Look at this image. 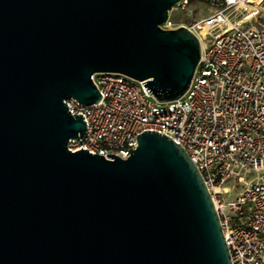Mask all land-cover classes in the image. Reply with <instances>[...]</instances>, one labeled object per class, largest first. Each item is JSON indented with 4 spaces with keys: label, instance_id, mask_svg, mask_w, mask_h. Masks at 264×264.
Here are the masks:
<instances>
[{
    "label": "water",
    "instance_id": "95a60500",
    "mask_svg": "<svg viewBox=\"0 0 264 264\" xmlns=\"http://www.w3.org/2000/svg\"><path fill=\"white\" fill-rule=\"evenodd\" d=\"M179 0H0V264H232L218 214L185 150L156 131L128 158L67 144L85 134L91 76L121 73L159 102L200 57Z\"/></svg>",
    "mask_w": 264,
    "mask_h": 264
},
{
    "label": "built area",
    "instance_id": "2783aa9c",
    "mask_svg": "<svg viewBox=\"0 0 264 264\" xmlns=\"http://www.w3.org/2000/svg\"><path fill=\"white\" fill-rule=\"evenodd\" d=\"M179 0L160 24L185 27L200 57L187 90L159 102L141 81L121 73L91 76L97 103L64 100L82 114L85 134L68 141L71 153L128 158L137 135L156 131L182 147L211 196L232 264H264V0ZM204 7L210 13L202 14ZM233 183V188L227 186Z\"/></svg>",
    "mask_w": 264,
    "mask_h": 264
},
{
    "label": "rangeland",
    "instance_id": "374dc122",
    "mask_svg": "<svg viewBox=\"0 0 264 264\" xmlns=\"http://www.w3.org/2000/svg\"><path fill=\"white\" fill-rule=\"evenodd\" d=\"M201 1H202V0H192V1H191V6H192V7H195V13H194V15H193L192 17H187L185 14H183V13H179V14L175 15L174 18H176V19H180V18L182 17V18L185 19L186 21H189V20H191V19L198 18L197 10L202 6V5L200 4ZM209 13H210V9L207 8V7H204V11H203L202 14L207 15V14H209ZM260 22H264L263 19H261ZM227 186L230 187V188H233V183L230 181V182L227 184Z\"/></svg>",
    "mask_w": 264,
    "mask_h": 264
}]
</instances>
